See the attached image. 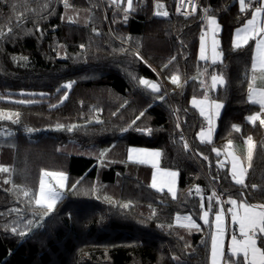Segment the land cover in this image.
Returning <instances> with one entry per match:
<instances>
[{
    "label": "trees",
    "instance_id": "obj_1",
    "mask_svg": "<svg viewBox=\"0 0 264 264\" xmlns=\"http://www.w3.org/2000/svg\"><path fill=\"white\" fill-rule=\"evenodd\" d=\"M155 1L133 0L134 10L125 20L120 7L100 0H68V8L63 0H0V110L20 114L17 124L0 120V129L14 133L10 139L0 137V164L13 170L0 173V264H169L176 263L173 255L184 264H209L212 230L200 220L201 203L207 209L211 188L207 176L216 177L228 196L244 193L249 203H264V126L247 187L233 182L222 154L212 151L222 150L229 139L240 140L245 117L260 111L247 99L245 72L254 41L232 47L233 30L251 10L242 13L237 0H200L198 13L184 17L176 11L177 0H163L169 15L162 17L154 13ZM209 6L208 14L220 25L223 59L207 64L206 78L223 74L227 86L210 91L223 107L212 141L202 143L197 133L203 117L190 99L204 95L194 77L202 67L196 56L198 34ZM137 51L142 60L134 56ZM173 56L176 60L165 69ZM177 71L182 88L169 79ZM140 77L157 81L158 95L165 99L140 86ZM68 81L75 82L70 90L63 87ZM233 124L241 126L240 132ZM144 127L151 133L137 131ZM181 135L199 156L185 150ZM130 146L158 149L161 165L178 171L175 198L150 187L151 169L128 161ZM100 148L106 152L98 162ZM44 153L69 158L64 198L22 238L11 232L14 222L39 219L41 210L13 185L38 190ZM197 185L200 192L192 195L190 188ZM122 201L131 203L129 210L121 208ZM180 212L191 213L199 230L174 224Z\"/></svg>",
    "mask_w": 264,
    "mask_h": 264
},
{
    "label": "snow or ice",
    "instance_id": "obj_2",
    "mask_svg": "<svg viewBox=\"0 0 264 264\" xmlns=\"http://www.w3.org/2000/svg\"><path fill=\"white\" fill-rule=\"evenodd\" d=\"M66 8L70 7L68 0H63ZM185 0H178L177 11L181 10L184 5ZM239 8L242 13L251 10V18L246 19L241 27L235 29L232 37V47L233 49H240L245 46H250L249 42L254 41L255 47L252 49L251 55V67L246 69L245 75L248 81L247 99L248 102L254 105H259L260 111L254 112L251 115L245 117L246 121L255 125L259 121L260 125L264 126V86H257V82L264 85V0H256L253 4V0H238ZM110 3L116 4L120 7L124 13V18L127 20L128 15L134 10L133 0H126V5L122 3V0H110ZM43 7H47L45 4ZM158 8H163L164 5L158 4ZM188 8L192 13L197 12L198 5L193 2V0H188ZM210 6L203 9L204 16L202 19L206 22L207 28L201 30L200 35V47H199V59L205 61L214 66L218 62L222 63L223 53L219 50L220 41L217 39V33L220 31V25L217 21V17L214 15H209ZM157 16L167 17L169 13L167 11H157L155 13ZM189 12H185V16H188ZM63 19V17H62ZM72 18L69 17V20ZM11 28L8 29L10 34ZM95 32L96 29H93ZM0 32V35H3ZM130 39V38H129ZM210 41V42H209ZM181 44L183 42L181 41ZM80 47L83 49L85 45L81 44ZM121 51H126L121 49ZM134 56L138 59H143L140 53L137 51ZM23 59H27L24 57ZM176 60L173 56L167 64L163 65L165 69ZM209 68H205L202 71L198 70V77H208ZM133 79H136L133 77ZM172 84L176 85L178 88L183 87V82L181 80V75L179 72L173 73L169 77ZM74 81H68L64 88L71 89ZM139 85L145 89L150 90L152 93L157 94V98L164 100V96H159L161 90V85L156 81L147 79L145 77H140L138 81ZM227 81L223 74L216 72L211 73L210 78L201 79V87L204 90V95L202 98H197L193 96L191 103L193 106L199 109L200 115L204 116L208 122V128H201L200 132L197 133L200 141L211 142L213 137V132L215 130V119L220 116L221 108L223 107V102L219 100L211 99L209 92L216 90L219 87H226ZM69 92H65L64 96L61 97V102L67 99ZM16 103L27 104L30 101H17ZM127 103V102H126ZM54 107V106H53ZM19 113H8L4 114L0 110V120H10L12 123H19ZM145 113L142 111L140 116L136 118L138 121L143 117ZM15 117V119L13 118ZM136 121H133L128 127H133ZM57 128H63L64 125H57ZM74 127V126H72ZM72 127L68 130L71 131ZM179 127V124H177ZM232 129L236 132H240L241 126L233 124ZM128 128L121 129L122 132L127 131ZM34 129L26 128L27 133L33 132ZM137 131L143 133H151V129L144 127L137 129ZM14 136V133L7 129H0V137L5 139H10ZM184 140L183 136L180 137ZM244 144L246 145L247 151V166L245 165L244 158L237 155L233 141L229 139L224 145L223 154L226 156L227 161L231 164L230 174L233 181L236 184L243 187H247L246 178L249 174V170L252 167L253 154L257 148V144L253 140L252 136H248L244 139ZM185 150L189 149L187 141H184ZM213 152L217 156L221 155V149L213 148ZM103 157L104 152L100 153ZM203 156V154L201 153ZM160 156L159 150H149L141 148H128V159L138 160L141 163H150L155 169L152 173L151 187L154 189H162L164 186L168 187L169 193L175 198L176 193L174 191L175 178L177 177V171L172 170H161L158 166V158ZM205 160L208 159L207 156L203 157ZM218 165L224 167V162L218 160ZM13 170L8 165L0 164V173H10ZM50 178V179H46ZM67 179V174L64 172H50L46 169H41V176L39 181V188L37 191L32 192L31 190L24 189L21 186L13 185V189L19 191V193L26 199H28L29 205H35L39 208L40 214L39 219H29L24 221L22 224L19 222H14L15 226L11 227V232L13 234H18L20 237H25L28 235L33 227L39 228L45 218H47L51 213H53L57 204L64 198L65 181ZM54 180V183L52 182ZM5 183H10L8 177H5ZM79 183V182H78ZM78 184L73 185V189L77 188ZM253 190L258 188L257 185L253 184ZM197 193L200 192L199 185L196 186ZM85 194H88L85 192ZM242 197L244 193L240 194ZM215 198L216 203L220 205L219 210L215 211V221L209 220V212L213 211L212 201ZM228 203L231 205L227 209V213L231 215V221L238 225L239 235L233 231L231 235V241L227 245V253H225V242L224 233L226 213L224 211V201L221 196L213 191L212 196L208 198L207 210H205L203 202L201 203V216L200 219L206 224L214 223V230L211 233V250L209 257V264H264V203H249L246 198L234 199L229 196ZM127 207L128 205H124ZM17 213L20 212L19 209H13ZM33 216L36 215L35 212L32 213ZM155 215V211H153ZM183 220L186 222L182 224L183 227L191 231L193 228L199 230V225L191 216H184ZM177 223L181 222V216L177 213L176 216ZM161 226V225H158ZM7 228V225L5 226ZM171 227V226H170ZM173 260L176 264H184L179 256L173 255Z\"/></svg>",
    "mask_w": 264,
    "mask_h": 264
},
{
    "label": "rangeland",
    "instance_id": "obj_3",
    "mask_svg": "<svg viewBox=\"0 0 264 264\" xmlns=\"http://www.w3.org/2000/svg\"><path fill=\"white\" fill-rule=\"evenodd\" d=\"M237 2H238V0H237ZM255 2H256V0H253V4H255ZM122 3H124L125 5H126V0H122ZM158 4H162V5H164V7L163 8H158L157 7V5ZM238 5H239V2H238ZM205 8V7H204ZM154 11H155V13L157 12V11H167L168 12V7H167V4L163 1V0H156L155 2H154ZM202 16H204V13L202 14ZM69 17H71L72 19L71 20H69ZM67 19L70 21V22H75V19L76 18H74L73 16H69ZM251 18V12H250V14H249V16L246 18V19H250ZM245 22V21H244ZM243 22V23H244ZM243 23L241 24V25H239V26H237L236 28H238V27H241L242 25H243ZM203 28H207V26H206V23L202 26ZM235 28V29H236ZM235 29L233 30V34H234V32H235ZM202 30V29H201ZM201 30H200V32H199V34H198V43H197V52H196V56H197V60L198 61H200V62H202V67L201 68H199L198 70H200V71H202L203 69H205V68H209L208 66H207V64H210V61H209V63H205V61H203V60H200L199 59V47H200V35H201ZM233 34H232V37H233ZM217 39L219 40V37H218V35H217ZM220 41V40H219ZM210 42V41H209ZM254 46H255V42H254ZM254 48V47H253ZM219 50H220V46H219ZM221 51V50H220ZM196 80H198V81H200L201 82V79H205L206 77H198V71L196 72V74H195V77H194ZM210 78V77H209ZM148 79V78H147ZM150 80H153V79H150ZM153 81H155V80H153ZM157 82V81H156ZM158 83V82H157ZM257 86L259 87V86H264V85H261L259 82H257ZM209 95H210V92H209ZM203 97V96H202ZM202 97H197L198 99L199 98H202ZM192 100V99H191ZM199 111V110H198ZM221 112H222V108H221ZM221 112H220V114H221ZM249 115H251V114H249ZM248 115V116H249ZM260 123H259V121H257L256 122V124L255 125H253V124H251V123H249L248 121H246V119H245V127H244V130H243V132H242V134H241V139L240 140H234L233 141V144H234V146H235V150H236V153H237V155H240L241 157H243L244 158V161H245V163L247 162V159H246V156H247V151H246V145L244 144V139L246 138V137H248L249 135L250 136H252L253 137V140L255 141V143L257 142V140H258V138H259V129H260ZM130 147H132V148H141V149H149V148H144V147H138V146H130ZM129 147V148H130ZM149 150H158V149H149ZM90 151H93V150H90ZM101 152H104V154H105V152H106V149H102V148H100V150H99V154L101 153ZM160 152V151H159ZM223 152H224V148H222V150H221V154H222V160H224L225 162H227V163H229L228 161H227V159H226V156L223 154ZM94 152H89V154H93ZM50 154H52V153H44L43 154V156H42V161L44 162V163H48V165H51V166H54V168L55 167H58V169H59V171L60 172H63V171H65V167H64V163H65V161H64V159H62V158H59V157H56V156H54V155H50ZM104 156V155H103ZM195 156H199V155H195ZM160 157H161V153H160V156H159V158H158V166H159V168L161 169V170H172V171H177L176 169H170V168H165V167H163L162 165H161V163H160ZM103 157H101V155H100V158L98 159V162L102 159ZM127 159H128V155H127ZM128 161H130L129 159H128ZM42 162V163H43ZM130 162H134V163H137V164H140V165H145V166H147V167H149L150 169H151V179H150V182H149V184H150V187H151V181H152V173H153V171H155V169H153V167H152V165L150 164V163H141V162H139L138 160H131ZM231 165V164H230ZM42 169H46V170H49V166H45V165H43V168ZM177 173H178V171H177ZM40 176H41V171H40V175H39V181H40ZM178 177H179V173H178V175H177V177L175 178V185H174V191H175V193H176V195H177V192H178ZM46 179H50V178H46ZM207 179H208V176H207ZM52 182L54 183V180H52ZM65 186H66V181H65ZM38 188H39V182H38ZM152 188V187H151ZM152 189H154V188H152ZM154 190H156V191H159V192H163V191H165V192H167L169 195H171L172 197H173V195L171 194V193H169V191H168V187L167 186H164L162 189H154ZM176 197V196H175ZM232 198H234V197H232ZM234 199H236V198H234ZM124 205H128L127 207H125ZM230 205V204H229ZM120 206H121V208H123V209H125V210H129L130 209V206H131V203L130 202H128V201H122V202H120ZM231 207V205L228 207V208H230ZM219 208H220V205H218V207H217V210H219ZM216 210V211H217ZM224 211H225V209H224ZM180 214V216H181V222L180 223H177V221H176V216H177V213L174 215V217H173V223L174 224H176V225H180V226H182V224H184V223H186L184 220H183V217L184 216H191L192 217V219L193 220H195L194 219V217H193V215L191 214V213H189V212H180L179 213ZM202 214V213H201ZM201 214H200V216H201ZM214 216H215V212H214V214H213ZM230 216V220H231V215H229ZM201 220V219H200ZM196 221V220H195ZM197 222V221H196ZM202 222V221H201ZM204 223V222H203ZM231 223L233 224V222L231 221ZM198 224V223H197Z\"/></svg>",
    "mask_w": 264,
    "mask_h": 264
},
{
    "label": "crops",
    "instance_id": "obj_4",
    "mask_svg": "<svg viewBox=\"0 0 264 264\" xmlns=\"http://www.w3.org/2000/svg\"><path fill=\"white\" fill-rule=\"evenodd\" d=\"M238 3V2H237ZM239 6V5H238ZM206 22L204 21V24H205ZM203 24V25H204ZM207 26V25H206ZM217 35H218V33H217ZM255 47V46H254ZM190 105L193 107V108H195L197 111L199 110L198 108H196L195 106H193L192 105V103H191V99H190ZM198 113H199V115H200V111H198ZM221 115V114H220ZM201 116V115H200ZM201 117H203L204 119H205V122H206V126L204 127L205 129H207L208 128V122H207V120H206V118L204 117V116H201ZM220 117V116H219ZM219 117H217V118H219ZM217 118L215 119V129H216V120H217ZM214 132H215V130H214ZM214 132H213V135H214ZM259 133H260V129H259ZM198 137V136H197ZM199 138V137H198ZM213 138V137H212ZM50 155H54V156H56V157H59V158H62V159H64V161H65V163H64V167H65V171H63L64 173H66L67 174V166H68V160H69V158H68V156L67 155H63V154H57V153H52V154H50ZM43 162V161H42ZM227 163V162H226ZM43 165H45V166H49V170L48 171H50V172H60L59 171V169H58V167H55L54 168V166H51V165H48V163L46 164V163H42V168H43ZM245 165L247 166V162L245 163ZM227 167H228V171H229V173H230V168H231V165H230V163H227ZM231 175V174H230ZM232 177V176H231ZM233 180V179H232ZM234 183H235V181H233ZM231 197H234V198H236V199H241V198H244V197H239V196H231ZM228 199H229V196H228ZM212 204H213V211H210L209 212V220L210 221H215V216L213 215L214 214V212L217 210V207H218V204L216 203V202H213L212 201ZM230 205H229V203H228V200H227V207H229ZM205 210H207V209H205ZM225 213H226V219H225V228H226V231H225V233H224V237H223V239H224V242H225V253H226V255H228V256H230V254L229 253H227V245H228V243H230V241H231V235H232V233L233 232H230V230H229V227H236L237 228V235H239V229H238V225H236V224H232L231 223V220H230V213H227L226 211H225ZM202 221V224H204V225H209V224H206L203 220H201ZM204 222V223H203ZM197 223V222H196ZM210 227H211V230L213 231L214 230V223L213 224H211L210 225ZM212 233V232H211ZM210 250H211V242H210ZM209 257H210V253H209ZM169 264H176V263H169Z\"/></svg>",
    "mask_w": 264,
    "mask_h": 264
},
{
    "label": "built area",
    "instance_id": "obj_5",
    "mask_svg": "<svg viewBox=\"0 0 264 264\" xmlns=\"http://www.w3.org/2000/svg\"><path fill=\"white\" fill-rule=\"evenodd\" d=\"M100 1L101 2H108V3H110V0H100ZM193 2H195L198 5V9H197V12H198L199 9H200V0H193ZM111 4H113V3H111ZM113 5H116V4H113ZM177 6H178V0H177V3H176V10H177ZM186 11L189 12V15L188 16H194L195 14H197V12L192 13L190 11V9L188 8V0H185L184 5L181 7V10L179 12L178 11L177 12H178L179 15L185 16V12ZM205 126H206V123H205ZM183 138H184V140H181V141L184 144V141H187V139L184 136H183ZM187 143L189 145V142L188 141H187ZM189 149H190V146H189ZM190 150H192V149H190ZM193 154L194 155H198V153L197 152H194V151H193ZM215 180H217L216 177H212V176L209 177L208 176V181H209V184H210V187H211L210 188V192H209V197L212 196L213 191H215L217 194H219L221 196L222 200L224 201V205L223 206H224V208L226 210L227 209L228 196H227L226 192H224L223 190H221L220 186L216 183ZM190 192H191L192 195L194 193H197L196 187L195 186H192L190 188ZM213 201H216L215 198L213 199ZM229 230H230V232L235 231L237 233V228L236 227H229Z\"/></svg>",
    "mask_w": 264,
    "mask_h": 264
},
{
    "label": "bare ground",
    "instance_id": "obj_6",
    "mask_svg": "<svg viewBox=\"0 0 264 264\" xmlns=\"http://www.w3.org/2000/svg\"><path fill=\"white\" fill-rule=\"evenodd\" d=\"M112 10V9H111ZM23 100V99H22ZM63 118V117H62ZM37 120V119H36ZM43 122V121H42ZM32 123H34V122H32ZM73 123V122H72ZM181 123V122H180ZM51 125V124H50ZM48 126V125H47ZM26 133V132H25ZM64 139V138H63ZM118 139V138H117ZM22 140V139H21ZM45 147V146H44ZM44 150H45V148H44ZM36 152V151H35ZM163 229H165V228H163ZM176 236V235H175ZM87 238V237H86Z\"/></svg>",
    "mask_w": 264,
    "mask_h": 264
}]
</instances>
